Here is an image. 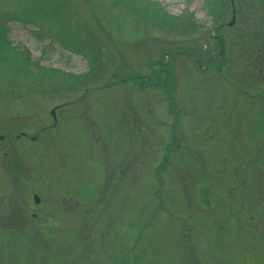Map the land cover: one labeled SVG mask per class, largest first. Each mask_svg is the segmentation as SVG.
<instances>
[{
	"label": "rangeland",
	"instance_id": "obj_1",
	"mask_svg": "<svg viewBox=\"0 0 264 264\" xmlns=\"http://www.w3.org/2000/svg\"><path fill=\"white\" fill-rule=\"evenodd\" d=\"M125 1L0 0V264H264V0Z\"/></svg>",
	"mask_w": 264,
	"mask_h": 264
},
{
	"label": "trees",
	"instance_id": "obj_2",
	"mask_svg": "<svg viewBox=\"0 0 264 264\" xmlns=\"http://www.w3.org/2000/svg\"><path fill=\"white\" fill-rule=\"evenodd\" d=\"M37 1L39 2L40 0H33V3L36 6ZM124 2H126L125 0H123ZM131 2V4L129 5L128 8H131L132 12H135L136 14H138L139 16H147L148 18H150V20L154 21V22H161L165 25H174V21L180 20L182 23V30H185V28H188V30L192 29L191 27L193 26V19L191 18V15L189 13H185L177 16V17H170L168 16L167 12L161 7V5H159L158 3L154 2V1H150V0H128ZM229 1V0H227ZM230 2V1H229ZM138 3L139 5L135 4ZM25 9H31V10H25V11H17V12H11L9 10H3L2 8H0V59H4L5 55L3 54V50L7 49L8 47H10L9 43L6 42V39L4 37V34H6V30L5 27L8 26V22L11 20H16L18 22H21L24 25H27L26 23H31L32 25H34V30L36 32H38L40 35H42L43 33H40V30L42 29L38 23H41L42 18L47 17L49 14H46V12L41 13L39 11H35L33 10V6L32 7H27L25 5L24 7ZM33 13H30L32 12ZM28 13V14H26ZM42 15V17H38V15ZM164 14V21H158V19L161 18V15ZM216 12L214 13L215 16ZM84 15V14H83ZM84 17L87 19V16L84 15ZM85 18L80 19L82 21V25H81V29L80 30H104L101 25H99L98 21H90V24L88 22L85 21ZM185 24V25H184ZM76 47H80L79 44L76 45ZM89 53L92 52L93 56L90 60V63L92 65V67L94 68L95 64H96V60L101 52L100 47L99 50L97 47L94 46L93 43H91V45H88ZM23 53L24 58L26 59V63L28 64L27 60H28V55H27V50L23 49V50H14V53ZM11 59H15L14 55L10 56ZM22 69H26V67L21 66ZM163 68V66L161 67ZM55 69V68H54ZM46 71L48 70L49 72L51 70H49V68L45 69ZM58 70V69H57ZM45 71V73H46ZM93 72L91 70V68L86 72L87 75H91ZM51 74V73H50ZM68 75H72L74 77H76L77 79L79 78V80L81 79V75H73V74H68ZM33 77H35V74L33 73ZM82 80V79H81ZM252 219V218H250Z\"/></svg>",
	"mask_w": 264,
	"mask_h": 264
},
{
	"label": "water",
	"instance_id": "obj_3",
	"mask_svg": "<svg viewBox=\"0 0 264 264\" xmlns=\"http://www.w3.org/2000/svg\"><path fill=\"white\" fill-rule=\"evenodd\" d=\"M232 23V21L230 22V24ZM52 113H53V110H52Z\"/></svg>",
	"mask_w": 264,
	"mask_h": 264
}]
</instances>
